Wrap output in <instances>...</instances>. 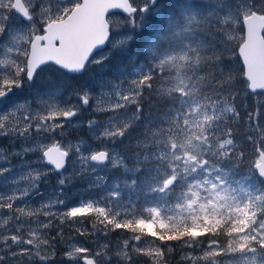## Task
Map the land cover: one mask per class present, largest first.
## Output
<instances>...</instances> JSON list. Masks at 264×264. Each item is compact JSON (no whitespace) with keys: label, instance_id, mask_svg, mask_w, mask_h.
Wrapping results in <instances>:
<instances>
[{"label":"snow or ice","instance_id":"6c2138e0","mask_svg":"<svg viewBox=\"0 0 264 264\" xmlns=\"http://www.w3.org/2000/svg\"><path fill=\"white\" fill-rule=\"evenodd\" d=\"M159 3L0 0V136L22 141L0 150V264H55L63 225L88 220L96 247L66 248L69 264H169L181 244L191 250L181 264H264V0H179L143 62L70 91L38 83L44 72L79 80L125 55ZM120 9L122 24L106 18ZM242 97L257 99L245 107ZM77 123L104 147L52 140ZM240 123L256 157L243 174ZM101 168L119 175L109 185ZM52 172L58 187L34 207ZM77 181L89 193L68 206Z\"/></svg>","mask_w":264,"mask_h":264},{"label":"rangeland","instance_id":"374dc122","mask_svg":"<svg viewBox=\"0 0 264 264\" xmlns=\"http://www.w3.org/2000/svg\"><path fill=\"white\" fill-rule=\"evenodd\" d=\"M107 17L111 21L121 23V24L126 19L125 17H123L120 14H109ZM125 27L126 26H121L119 28V30L122 32L128 31L125 29ZM105 51H106V49H105ZM97 55H99V53H97ZM132 66L133 65H128L126 69H129ZM118 68L121 71H123L125 69V65L118 64L117 67H115L114 69L110 68V71H108V72L105 69V65L103 68H94V69L90 68L89 72L83 76L81 83H82V85L85 83H91V84L95 85L97 80L101 76H103L105 80L112 79L113 77L111 74L116 73ZM65 80H66L65 78H61V79L57 80V78L51 72H44L41 74V76L38 80V83L41 85V87L58 88L61 90V83L58 86H57V84L61 81H65ZM75 84H77V83L75 82ZM58 94H59V92H58ZM28 95H30V93H25L24 96H20L19 102L23 103L25 98ZM61 98L64 99L67 97H66V95H63V96H61ZM12 100L15 101L16 97H12ZM73 102L75 103V100H73ZM7 107L11 108L12 104L9 103L7 105ZM3 109H4V105L0 104V110H3ZM89 118H91V113H84L82 116L75 118V120L76 121H86ZM99 119L103 120V119H105V117L103 115H101V116H99ZM81 127H85L86 130H88V128L86 126L79 124V123H77L75 127L66 124L65 130L63 133V137L57 135L54 138H52V140H58V141H61V143H63L65 140H69V141H72L75 143V142L82 139L84 141V145L86 147L90 146L91 148L96 149V150H100L102 147H104L103 142H96L92 139L89 131L87 132V134H88L87 137H84V138H80V137H77V136L71 134V133H74L76 130H79ZM89 137H90V139H89ZM52 140H49L48 143L50 144L52 142ZM21 144H22V141L17 140L15 142V144H13V141L9 137L0 136V150H4L6 155L8 153H10L14 148L16 150H19L21 147ZM112 151L114 153L115 152H121L119 146H117L115 149H112ZM23 159L34 160L35 156L32 154H29L27 157H24ZM23 159L13 158L11 160V165L15 168L16 172H20L22 170L21 165L23 163ZM255 159H256V157H255ZM49 167H52V166H49ZM98 172H99V174L107 177L109 185L119 175V172L112 171L111 168H101V169H98ZM246 172L247 171H244V173H246ZM57 180H58V177H57L56 173L52 172L49 174L48 183L47 184L41 183L39 185L40 192L42 195H34L32 197L31 203L34 207L38 206L41 203L42 197L44 199H46L53 192V190H55L58 187ZM88 193H89V190L87 189L85 183L77 181L76 184L71 187V194L68 197V206L74 205L77 199H79L81 196H87ZM93 194H95V193H93ZM0 225H2V220H0ZM94 225L98 226L96 224L95 220H88L87 222H85L82 225H72L71 224V228H73L74 229L73 230L70 228V225L68 223H65L63 225V229H64L63 240L58 242L56 248L62 249L61 254H63V255L65 253V249L68 247H74V246L82 245L85 247L95 248L96 247V240L91 235ZM36 228H37V225H35V224H32L31 226H26L25 232H28L30 229H36ZM76 228H80L81 230L87 229V232L85 235L81 236L77 233ZM56 234L57 233H56L55 227L53 228V230L48 232L49 236H56ZM66 234L69 236H66ZM87 236H90L91 240H89L87 238ZM70 238H71V240H70ZM173 243H175V242H173ZM143 246L145 248L151 247L152 246V238H144ZM187 251H191V250L186 249L185 246L182 244L178 245L175 247V249H173V251H172L173 253H171L169 255V260L175 262V264H181L182 258L185 255V252H187ZM179 256H180V258L178 259ZM64 258L65 259L63 261H56V258H55V264H69L68 259L66 257H64Z\"/></svg>","mask_w":264,"mask_h":264},{"label":"trees","instance_id":"16d2710c","mask_svg":"<svg viewBox=\"0 0 264 264\" xmlns=\"http://www.w3.org/2000/svg\"><path fill=\"white\" fill-rule=\"evenodd\" d=\"M179 0H160V3L158 5L157 10H154L151 14V18L145 21V31L142 35H139L137 38V42L135 45L131 48L129 52H127L123 56H119L113 59L111 64H105L106 71H110V68L114 69L117 67L118 64L125 65V69L128 65H134L137 63V61L143 62V54H142V47L145 45V42L150 39L151 34L154 31H158L162 24H164L167 21V18L169 15L173 13V10L176 8V5L178 4ZM126 30H129V27H125ZM232 67L236 70H239L241 67V64L239 61H237L235 58L232 59ZM82 78H79V80L69 79L65 78V81H61L57 84V86L61 83V91L63 89V86H70L68 90H71V87H79L82 85ZM75 82L77 84H75ZM56 86V87H57ZM66 95V94H65ZM257 97H251L250 99L241 98L237 101L238 104L243 103L245 107H249L251 103H254ZM264 99V98H260ZM147 107V106H146ZM243 111V109H241ZM87 132L85 127H81L79 130H76L74 133H71L77 137L84 138L87 137ZM248 132L247 124L246 123H240L239 125L234 126L233 133L236 138L238 147L242 148L245 151L246 158L243 161L245 167L241 170V174L244 173V171H247V165H249L254 159L255 156L252 155L253 153V146L251 144H247L245 142L246 135ZM90 139V137H89ZM120 148L121 152H127L129 149L125 145H117ZM57 225H59V222H56ZM71 228V223H68ZM73 229V228H71ZM74 230V229H73ZM66 236H69L66 234ZM89 240H91L90 236H87ZM57 249V248H56ZM175 249V247H174ZM62 249L56 250V261H63L64 255L61 254ZM173 253V252H172ZM180 256L178 257V259ZM169 264H175V262L169 260Z\"/></svg>","mask_w":264,"mask_h":264},{"label":"water","instance_id":"95a60500","mask_svg":"<svg viewBox=\"0 0 264 264\" xmlns=\"http://www.w3.org/2000/svg\"><path fill=\"white\" fill-rule=\"evenodd\" d=\"M112 13H119V14H122V15H124V16H127V14L124 13L122 9H120V10H109V13L106 14V18H107V16H108L109 14H112Z\"/></svg>","mask_w":264,"mask_h":264},{"label":"bare ground","instance_id":"6f19581e","mask_svg":"<svg viewBox=\"0 0 264 264\" xmlns=\"http://www.w3.org/2000/svg\"><path fill=\"white\" fill-rule=\"evenodd\" d=\"M65 257V256H64Z\"/></svg>","mask_w":264,"mask_h":264}]
</instances>
